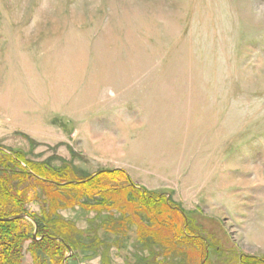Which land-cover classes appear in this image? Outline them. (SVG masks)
Masks as SVG:
<instances>
[{"label":"rangeland","instance_id":"rangeland-1","mask_svg":"<svg viewBox=\"0 0 264 264\" xmlns=\"http://www.w3.org/2000/svg\"><path fill=\"white\" fill-rule=\"evenodd\" d=\"M26 166L121 169L205 241ZM1 185L30 230L0 264H264V0H0Z\"/></svg>","mask_w":264,"mask_h":264},{"label":"trees","instance_id":"trees-1","mask_svg":"<svg viewBox=\"0 0 264 264\" xmlns=\"http://www.w3.org/2000/svg\"><path fill=\"white\" fill-rule=\"evenodd\" d=\"M14 157L15 158L13 159L17 163L21 162L17 155ZM26 167L27 169H25L27 171H19L17 173L34 177L48 187L56 188V190H72L79 195L101 194L104 197H108L109 201L112 200L118 203L125 201L127 196H131L133 199H138L139 204L147 208L146 211L154 223L157 222L162 225H170L174 230V237L178 240L198 239L205 241L202 237H192L196 236L199 231L191 229L188 224H185V218H181L177 209H175L165 198L148 194L144 189L134 186L128 175L121 169L100 170L87 178L77 179L75 177L68 178L65 175L56 174L57 171H55L56 173L50 172L43 174L41 170L34 166ZM7 194L8 190L5 185H1L0 217H13L8 221L0 220L1 227L7 230L5 232L8 233L10 230V233L7 234L8 237L5 238L2 236L3 239H1L2 244L5 243L4 245L7 250L5 256L9 258L13 256L14 252H18L17 248L29 233L30 229L24 224L22 218L17 217L21 212L16 211L18 208L15 209L14 205L10 204L11 202L6 199ZM119 194H124V198H120V200L117 201L116 197ZM13 198L11 201H13ZM35 221L37 222V226L34 230L36 229L37 234L41 236V239L39 240L34 239L36 245L43 247L48 253H50L51 250H55V246H63L66 251H70V247L71 251H73V242L69 238V229L66 227V224H59L53 221L43 223L40 222L37 217H35Z\"/></svg>","mask_w":264,"mask_h":264},{"label":"water","instance_id":"water-1","mask_svg":"<svg viewBox=\"0 0 264 264\" xmlns=\"http://www.w3.org/2000/svg\"><path fill=\"white\" fill-rule=\"evenodd\" d=\"M17 217H20V215L19 216H17ZM12 218H0V220H11ZM69 249H71L70 247H69Z\"/></svg>","mask_w":264,"mask_h":264}]
</instances>
